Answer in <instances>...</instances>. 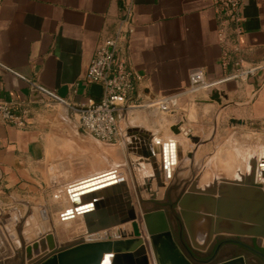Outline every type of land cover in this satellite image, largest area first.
Masks as SVG:
<instances>
[{
    "label": "crops",
    "instance_id": "crops-1",
    "mask_svg": "<svg viewBox=\"0 0 264 264\" xmlns=\"http://www.w3.org/2000/svg\"><path fill=\"white\" fill-rule=\"evenodd\" d=\"M123 6L131 10L133 27L126 54L142 79L131 95L133 107L122 113L117 141L102 143L80 129L70 106L92 96L86 71L98 45L114 34ZM241 15V32L226 22L220 40L223 17L211 0H0V100L29 110L23 129L0 122V244L15 212L23 219L32 208L57 213L65 205L64 220L82 219L68 196L82 180L115 176L126 181L130 194L135 189V205L139 194L143 209L152 210L166 200L176 205L193 180L198 189L208 187L199 181L200 168L224 135L246 129L264 143V68L220 85V104L209 100L210 92L198 91L179 95L171 112L149 105L185 91L193 69L216 80L234 73L232 63L239 58L247 68L264 66V0H243ZM38 86L66 103L33 101ZM175 125L179 134L171 131ZM143 150L152 155L144 158ZM244 240L264 251V239ZM8 252L7 245L0 255ZM244 258L246 264H264L252 254Z\"/></svg>",
    "mask_w": 264,
    "mask_h": 264
},
{
    "label": "water",
    "instance_id": "water-1",
    "mask_svg": "<svg viewBox=\"0 0 264 264\" xmlns=\"http://www.w3.org/2000/svg\"><path fill=\"white\" fill-rule=\"evenodd\" d=\"M101 89L99 84L90 85L91 95L95 98L100 97ZM32 92L35 96L33 101L42 100L36 88ZM209 100L220 104V92L217 89L211 90ZM231 123L250 124L249 121L234 118H231ZM179 126L171 127V131L179 134ZM188 138L194 143L198 142L197 137L189 135ZM169 147L172 149L173 145L170 144ZM142 152L144 158L152 155L145 150ZM165 158L167 159V155ZM171 161L173 162L172 157ZM250 169V174L243 177L242 182L219 180L212 186L198 189L196 180H193L188 190L178 199V212L191 238L194 223L202 222L205 228L204 244L200 248L219 234L264 239V159L259 164L252 161ZM149 181H146V186ZM156 186L160 187V182ZM141 190L140 187L137 188V192ZM134 192L130 194L126 181L116 180L110 174L72 184L68 190L69 200L74 212L81 215L85 227L79 236L80 240L61 248L62 245L58 244L54 234L48 229L35 228L32 240L24 238L29 231H20V236L27 242L20 251L23 263L193 264L195 257L187 248L186 252L191 259L185 256L174 241L166 211L160 207L139 213L137 207L142 210L145 203L138 194L136 207ZM156 197V192L150 196L152 200ZM38 213L47 218L46 210L32 208L22 225H34V215ZM13 219L18 222V218ZM128 223L131 224V229L125 227ZM13 238L10 235V239ZM225 243L239 242L226 240ZM244 248L264 262L262 251L245 243ZM211 264H246V261L243 256L238 255Z\"/></svg>",
    "mask_w": 264,
    "mask_h": 264
},
{
    "label": "built area",
    "instance_id": "built-area-1",
    "mask_svg": "<svg viewBox=\"0 0 264 264\" xmlns=\"http://www.w3.org/2000/svg\"><path fill=\"white\" fill-rule=\"evenodd\" d=\"M243 0H211L212 5L222 15L218 29L219 39H223V25L231 22L236 33L242 30L241 6ZM129 7L120 8V16L114 34L105 38L97 47L85 74V82L101 85L99 98L88 97L85 102L70 106L77 117L80 129L87 135L102 143L117 141L119 121L125 109L133 107L131 95L141 76L136 74L126 54L127 43L133 31ZM238 51V48H235ZM222 63L227 64L225 54ZM1 67V66H0ZM234 73L226 77L208 80L202 70L193 69L188 73V87L183 92L174 93L149 101L161 112L174 111L178 106V96L183 93L195 94L198 91L211 92L224 82L253 75L264 66L244 67L241 58L232 63ZM45 105L65 104L55 92L38 86L36 88ZM28 108L26 105L8 103L0 100V122L23 129L28 125Z\"/></svg>",
    "mask_w": 264,
    "mask_h": 264
},
{
    "label": "rangeland",
    "instance_id": "rangeland-1",
    "mask_svg": "<svg viewBox=\"0 0 264 264\" xmlns=\"http://www.w3.org/2000/svg\"><path fill=\"white\" fill-rule=\"evenodd\" d=\"M262 156H264V143L258 138L257 132L244 129L236 135L228 133L218 140L215 152L212 154L211 158L207 160L206 164H204L205 166L200 168L201 174L199 181H208V186H212L219 180H236L242 182L244 180L243 177L250 174L251 162L260 159ZM168 198L170 200L172 196H169ZM173 198L177 197L173 196ZM63 206V209L58 210L57 213L46 211V219H43L39 213L34 215L35 224H31L28 227H24L22 223L23 220L28 219L27 213L29 212H25L23 219L19 218L18 214L15 212L14 214L18 218V222H14L13 217L10 219V224L5 226L7 229H5V227L2 228L5 242L3 241L4 243L2 245L0 244V252L4 253V246L6 247L7 245L10 252H8L7 256L5 255L6 257L4 254L3 256L0 255V264H3L6 260L9 263L13 262L17 253L21 251L22 245L26 242L24 238H27L28 240L34 239L35 228H38L39 230L48 229L49 232L54 234L58 244H61L62 246L78 242L80 240L79 236H81L79 234L85 228L82 219L77 217L70 220H64L65 215L68 213L64 210L66 208L65 205ZM142 211H145V209L139 210L138 212L141 213ZM5 218H7V216ZM127 226L131 229L130 223L125 225V227ZM142 228L144 229L143 225ZM21 230H26L30 233L22 238L20 236ZM187 232L188 240L192 245L199 248V246L204 244L205 234L200 238L197 232H195L194 235L192 233L191 238V234L188 230ZM10 235L14 236L12 240L10 239Z\"/></svg>",
    "mask_w": 264,
    "mask_h": 264
},
{
    "label": "flooded vegetation",
    "instance_id": "flooded-vegetation-1",
    "mask_svg": "<svg viewBox=\"0 0 264 264\" xmlns=\"http://www.w3.org/2000/svg\"><path fill=\"white\" fill-rule=\"evenodd\" d=\"M168 197L169 196H167V198ZM152 207L153 209L161 207L166 211L169 227H170L172 236L174 238V241L176 242L178 247L181 249V251L185 254V256L190 258L189 254L186 252V248H187L190 254L195 257L196 260L192 261L193 264H204L203 262H207L206 264L215 263L216 260L221 258L222 256H228L227 258H232L238 255H241L244 257V254H252L256 256L255 254H253L252 252L244 248V243L256 249H259V247L254 242H253L254 244L251 241L246 242L244 240V236H232V235H226V234L215 235L213 239L211 240V242H209L203 248H200V246L198 248L195 245H192L190 241L188 240L187 229L183 223V220L178 210H176L175 204L166 200L163 203H154ZM226 240H237L240 244L239 243L238 244L225 243ZM262 252L264 253V251ZM3 264H24L22 261V254L18 252L12 263L7 262L6 260L4 261Z\"/></svg>",
    "mask_w": 264,
    "mask_h": 264
},
{
    "label": "bare ground",
    "instance_id": "bare-ground-1",
    "mask_svg": "<svg viewBox=\"0 0 264 264\" xmlns=\"http://www.w3.org/2000/svg\"><path fill=\"white\" fill-rule=\"evenodd\" d=\"M173 145V144H172ZM172 150H173V147H172ZM251 156V155H250ZM257 161V160H256ZM258 162V161H257ZM219 163V162H218ZM218 167V166H217ZM238 177V176H237ZM227 178V177H226ZM197 229V230H196ZM205 230V228H204V226H203V224H202V222L201 223H199V222H196V223H194V229H193V235H194V233L195 232H197V234L199 235V237L201 238L204 234H206V232L204 231ZM205 236V235H204Z\"/></svg>",
    "mask_w": 264,
    "mask_h": 264
}]
</instances>
